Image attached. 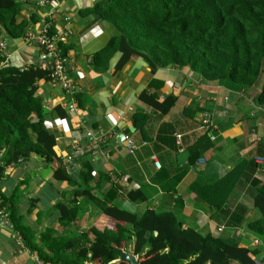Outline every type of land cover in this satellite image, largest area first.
Instances as JSON below:
<instances>
[{
	"label": "crops",
	"instance_id": "obj_1",
	"mask_svg": "<svg viewBox=\"0 0 264 264\" xmlns=\"http://www.w3.org/2000/svg\"><path fill=\"white\" fill-rule=\"evenodd\" d=\"M16 1L20 3L13 22L30 15L36 20L27 19L21 34L16 37L8 36L0 26V40L5 42L4 49H0L4 63L20 68H43L42 47L34 39H28L27 34L34 36L38 33L42 18L50 23V31L54 34L68 28L61 47L67 74L75 87L74 94L82 93L81 106L78 107L73 94L77 109L67 112L61 103H68L70 98L63 95L57 84L47 78L35 81V95L40 99L44 118L48 125L51 123L55 134L59 162L69 165L67 168L75 174L78 165L73 158L81 154L83 158L89 157L93 176L97 178L103 173V179L106 178L98 194L103 195L113 185L120 195L113 197L111 204L135 213L146 208L170 211L177 215L183 227H192L212 236L227 235L240 246L257 247L258 264H264V246L246 228L248 222L262 217L259 209L252 205L251 195L254 188L264 185V104L256 100L263 75L254 85L231 91L200 80L185 66L151 69L140 54L130 56L118 69L115 67L120 57L118 50L100 57L93 64L94 54L105 48L116 33L96 13L84 11L100 0H52L44 6L28 0ZM150 80L159 82L156 89L159 99L168 94L175 96L167 113L157 115L159 118L151 114V118L158 120L149 124L151 139L153 141L159 121L169 122L172 133L165 132L162 136L169 145L175 138L176 148L162 147L153 151L152 142L140 141L131 124L134 111L149 110L138 100V95L142 91L150 93L155 90L148 84ZM202 110H206L212 120V140L199 128ZM127 127H133L128 137L138 142L133 153H128L124 147L117 150L110 142ZM88 131L91 138L85 136ZM201 144L203 148L194 159L195 148ZM151 155L158 167L154 166ZM236 165L241 168L243 176L223 204L227 210L222 212L208 207L192 191L193 183L210 184ZM55 167L56 162L44 165L35 155L3 167L0 195L13 205L10 220L14 230L19 234L20 229L27 235L33 234V242L39 244L38 237L46 230L52 231L51 236L70 238L72 233L81 234L91 226L97 229L112 227L115 222L112 218L79 197H75L77 216L68 225L59 224L56 203L69 202L73 190L65 181L52 179ZM137 188L144 192V201L133 202L125 198L127 190ZM6 208L9 213L10 207ZM87 236L91 239L90 235ZM121 250L133 254L131 243L122 245ZM32 254L36 255L27 248L17 252L11 231L0 225V264H34ZM113 261L117 258L110 263Z\"/></svg>",
	"mask_w": 264,
	"mask_h": 264
},
{
	"label": "trees",
	"instance_id": "obj_2",
	"mask_svg": "<svg viewBox=\"0 0 264 264\" xmlns=\"http://www.w3.org/2000/svg\"><path fill=\"white\" fill-rule=\"evenodd\" d=\"M19 3L0 0V26L10 37L21 34L27 19L36 20L30 15L13 22ZM84 11L96 13L116 32L105 48L94 54L93 64L118 50L120 57L115 65L118 69L130 56L140 54L151 69L185 66L200 80L231 91L250 87L263 75L256 100L264 104V0H100ZM61 49L64 55L63 47ZM4 59L0 53V173L4 166L23 161L29 155L39 157L44 165L56 162L52 179L65 181L73 190L69 202L56 203L59 224L68 225L77 216L75 197L91 202L115 221L112 227L91 226L81 234L72 233L70 238L51 236L52 231L46 230L39 235V244L33 242V234L27 235L20 229L29 251L52 263L81 264L89 253L95 264H127L126 261H110L118 257L117 250L122 245L131 243L138 264H258L257 247L240 246L227 235L212 236L183 227L177 215L170 211L146 208L135 213L117 207L111 204L113 197L120 196L113 185L99 195L106 178L103 179V173L97 178L93 176L89 157L83 158L81 154L73 158L78 165L75 174L67 168L69 165L59 162L55 134L35 95V81L46 79V70L33 66L20 68L4 63ZM148 84L155 90L142 91L138 100L149 110L134 111L131 124L140 141L152 142L153 151L162 147L176 148L175 138L169 145L162 136L165 132L172 133L171 123L159 121L153 141L149 129L151 122L158 121L151 118V114L159 118L157 115L167 113L175 96L168 94L159 99L156 90L159 82L150 80ZM74 96L78 107L81 106L82 93L76 92ZM167 127L168 131H164ZM133 144L136 148L138 142L134 140ZM201 148L202 144L195 148L194 159ZM242 176L241 168L236 165L218 180L205 185L193 183L191 189L208 207L223 212L228 209L223 208V204ZM0 198L10 207V218L13 205L2 195ZM125 198L142 202L146 196L137 188L127 190ZM251 198L262 217L248 222L246 228L264 246V185L254 188Z\"/></svg>",
	"mask_w": 264,
	"mask_h": 264
},
{
	"label": "built area",
	"instance_id": "obj_3",
	"mask_svg": "<svg viewBox=\"0 0 264 264\" xmlns=\"http://www.w3.org/2000/svg\"><path fill=\"white\" fill-rule=\"evenodd\" d=\"M36 5L44 6L52 2V0H28ZM42 27L34 36L32 34H27V38L34 39L35 42L42 47L43 50V68L46 70L47 79L51 83H55L61 89L64 96L70 98L67 103H61V105L66 109L67 112H72L77 109L76 104L73 102V94L75 92V87L73 86L70 78L67 74V69L65 65V57L62 53L61 45L66 39L68 33V28H62L57 33H52L50 31V23L45 19H41ZM5 42L0 40V49H4ZM51 125V123H50ZM199 128L207 133L208 139L212 140L213 135L210 134V130L213 128V123L208 112L203 111L199 117ZM85 136L91 138V133L85 132ZM123 147L128 153H132L135 146L132 139L126 136L123 140ZM154 166L158 167V162L151 156ZM11 165V164H9ZM0 225L7 227L11 231V238L14 240L15 249L17 252L26 250L25 245L22 241L21 235L14 230L11 220L9 218V213L6 206L2 203L0 198ZM34 264H61L52 263L44 261L38 258L37 255L32 254ZM112 261V260H111ZM81 264H94L90 259V254H86V258L82 260Z\"/></svg>",
	"mask_w": 264,
	"mask_h": 264
},
{
	"label": "water",
	"instance_id": "obj_4",
	"mask_svg": "<svg viewBox=\"0 0 264 264\" xmlns=\"http://www.w3.org/2000/svg\"><path fill=\"white\" fill-rule=\"evenodd\" d=\"M130 130H133V127H127L125 129H123L121 132H119L116 135L114 140L110 141L111 144L116 146L117 150H120L123 147V140L126 136L129 135ZM117 254H118L117 261H126L127 264H138V262H137V260L133 254H128L121 249L117 250Z\"/></svg>",
	"mask_w": 264,
	"mask_h": 264
}]
</instances>
